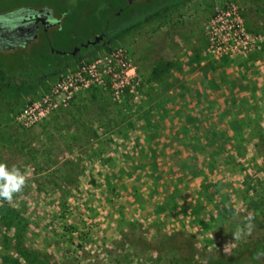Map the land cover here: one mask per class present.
Wrapping results in <instances>:
<instances>
[{"label":"rangeland","instance_id":"374dc122","mask_svg":"<svg viewBox=\"0 0 264 264\" xmlns=\"http://www.w3.org/2000/svg\"><path fill=\"white\" fill-rule=\"evenodd\" d=\"M0 1H4L0 8L28 3ZM227 2L238 3L248 31L264 38V0H190L164 21L148 22L135 29L129 25L109 45L71 65L67 74L90 67L98 80L89 82V87L76 93L67 105L30 127L18 118L27 104L41 100L56 83L48 91L10 87L8 83L14 77L26 79L33 69L14 61L10 52H2L9 62L6 64L14 66L17 62L14 68H25L10 74L0 61V164L19 169L25 175V186L11 201L0 199V264H180L181 259V264H189L188 260L204 262L205 257L231 258L244 246L261 243L264 110L257 117L231 114L243 121L256 118L251 130L240 131L239 137L236 132V140L242 138L243 143L211 145L212 151L209 146L194 145L197 152L208 156L201 161L193 158V177H199L202 183L180 179L176 207L166 218L152 217L147 203L138 209L142 210L141 218L131 219L136 209L127 203L128 197L110 202L103 198L101 202L109 203L105 206L109 208L105 225H100L94 220L99 216L93 202L96 194L89 187L94 183L89 174L93 162L87 157L80 160L81 155L94 158L102 150L115 149V140L137 139L146 131L142 126L145 122L140 121L147 125L150 120H159L153 110H167L172 103L189 101L184 95L178 98L177 92L191 90L194 83L199 85L198 79L188 77L202 70L201 61H212L206 51L205 25L214 10ZM55 34L50 33L53 41ZM93 35L81 33L67 45L55 44V49L70 51ZM122 59L135 70V79L129 85ZM222 59L264 60V42L245 56ZM213 122L218 125L217 119ZM160 130L161 135L170 134L165 128ZM126 148L131 150L129 145ZM217 149L221 150L218 158ZM162 156L161 161L167 160L165 154ZM173 161L178 165L180 160ZM113 179L119 191L132 187V183L122 185L119 180L123 178ZM196 189L201 195L193 193ZM120 219L130 221L123 225Z\"/></svg>","mask_w":264,"mask_h":264},{"label":"crops","instance_id":"0c3cea01","mask_svg":"<svg viewBox=\"0 0 264 264\" xmlns=\"http://www.w3.org/2000/svg\"><path fill=\"white\" fill-rule=\"evenodd\" d=\"M200 65H204L202 70L191 73L188 77L189 80L198 79L199 85L194 83L189 87L191 90L177 92L178 98L182 95L189 97L188 102L185 100L183 104L172 103L167 106V110H153L158 114L159 120L155 119L156 121L153 122L150 120L148 122L150 124L147 125L146 121H140L139 123L145 122L142 126L146 131L137 139L127 137L115 140L118 144L115 149L110 147L102 150L96 153L94 158L91 154L80 156L82 161L87 157L93 162V166H89V174L94 178V183L89 187L90 191L96 194L93 202L94 207L99 211V216L94 220L100 225H105L107 208H109L105 207L109 203L101 202L103 198L104 201L110 202L121 201L123 197H128L127 203L136 209L131 219H140L142 210L138 209L145 208L147 203L151 205L148 211L152 217L171 216L170 211L176 207L178 181L181 179L185 183L187 181L202 183L199 177L197 180L193 177V166L196 162L193 158L197 157V161H201L202 158L208 159V156L197 152L194 145L209 146L211 151L213 150L211 145L236 146L244 141L242 138L236 140V132L239 137L240 131L245 132L256 126V118L255 121L252 119L251 122L254 124L251 126L249 119L245 118L246 121H243L240 117H233L231 114L251 113L250 117H257L260 110H264V91L260 92V84L264 81V60H208L201 61ZM247 67L250 68L249 71ZM178 101L179 99L176 102ZM214 118L218 122L216 126L213 122ZM160 128L169 130L170 134L161 135ZM220 128L224 129L220 130ZM213 131H216V136L213 135ZM128 145L131 150L126 148ZM182 150L184 154L180 153ZM237 151L241 154L239 150ZM220 152L221 150L217 149V158ZM162 154L167 156V160L161 161ZM176 158L180 160L178 165L173 161ZM114 176L123 178L122 181L119 180L122 185L132 183V187L128 186L130 189L126 188V191L117 190ZM193 193L198 194V189ZM197 198L199 199V196ZM172 216L176 218L175 214ZM120 220L123 225L130 221Z\"/></svg>","mask_w":264,"mask_h":264},{"label":"trees","instance_id":"16d2710c","mask_svg":"<svg viewBox=\"0 0 264 264\" xmlns=\"http://www.w3.org/2000/svg\"><path fill=\"white\" fill-rule=\"evenodd\" d=\"M48 3L55 10L64 12V22L57 37H55L56 40L52 41L51 45L45 42L33 46L32 49L17 48L10 51L9 54L15 58L14 61L21 62L24 64L23 66L33 69V72L26 79L17 80L14 77L13 81L8 83L10 87H18L17 90L30 92L34 89H42L48 91L51 85L57 83L67 74L68 67L73 65V62L67 63L66 59L69 55L67 53L61 55L55 49V44L67 45L81 33L82 35L91 34L92 36L94 34L93 36H95L100 34L103 29L107 30L109 38H115L122 35L129 25L135 29L148 22L164 21L170 14L174 13V10L177 11V9H171L169 6L181 3V1L160 0L143 6L129 7L128 11L119 16L114 14L119 8L117 7V0H48ZM154 12L159 13L155 15ZM4 56V53L0 52L1 65L9 63L3 58ZM14 66L13 63L6 64V72L11 74L14 69L18 70L21 67L14 68ZM260 241V244L244 246L231 258L220 255L211 258L205 257L204 262L188 260V263L264 264V239ZM214 258H218V262H215ZM181 262L183 259H181L180 264Z\"/></svg>","mask_w":264,"mask_h":264},{"label":"built area","instance_id":"2783aa9c","mask_svg":"<svg viewBox=\"0 0 264 264\" xmlns=\"http://www.w3.org/2000/svg\"><path fill=\"white\" fill-rule=\"evenodd\" d=\"M205 35L207 55L212 61L245 56L264 42V38L248 31L242 7L236 2H227L214 10L205 25ZM123 66L129 85L135 79V70L125 61ZM96 76L90 67L66 74L41 100L27 104L18 120L26 127L41 122L54 110L67 105L80 90L89 87V82L98 80Z\"/></svg>","mask_w":264,"mask_h":264},{"label":"flooded vegetation","instance_id":"af4514ba","mask_svg":"<svg viewBox=\"0 0 264 264\" xmlns=\"http://www.w3.org/2000/svg\"><path fill=\"white\" fill-rule=\"evenodd\" d=\"M11 1V0H10ZM46 1V0H45ZM28 0L26 4H10L0 8V52H10L17 48L32 49L35 45L52 43L53 39L50 36L51 32L57 34L64 22V12L55 10L49 5L48 0ZM118 10L114 12L115 16L124 14L129 10V7L143 6L150 2H157L160 0H117ZM175 1V0H174ZM181 3L171 5V9H178L190 0H180ZM4 2V1H0ZM176 10H174L175 12ZM159 12H154L157 14ZM103 31L95 35L92 39L81 45H74L70 51L61 52V55L67 53L69 57L66 62H73V64L86 60L89 56L97 53L100 48L109 45L113 37L109 38L106 32ZM102 36V39L95 44H88L95 42L96 39ZM88 44V45H87ZM71 66V65H70ZM69 66V67H70ZM68 67V68H69Z\"/></svg>","mask_w":264,"mask_h":264},{"label":"clouds","instance_id":"9594fccd","mask_svg":"<svg viewBox=\"0 0 264 264\" xmlns=\"http://www.w3.org/2000/svg\"><path fill=\"white\" fill-rule=\"evenodd\" d=\"M25 186V175L21 174L19 169L8 168L0 164V199L11 201L13 196L19 193ZM249 221L251 217L248 218ZM240 232L235 234L239 238Z\"/></svg>","mask_w":264,"mask_h":264},{"label":"water","instance_id":"95a60500","mask_svg":"<svg viewBox=\"0 0 264 264\" xmlns=\"http://www.w3.org/2000/svg\"><path fill=\"white\" fill-rule=\"evenodd\" d=\"M102 39V36H99L95 42H89L88 44H95L96 42H99ZM87 44V45H88Z\"/></svg>","mask_w":264,"mask_h":264}]
</instances>
